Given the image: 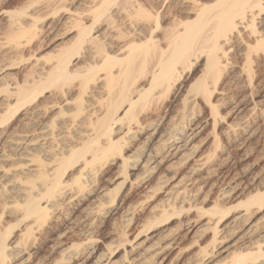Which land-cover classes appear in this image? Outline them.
Instances as JSON below:
<instances>
[{"label": "bare ground", "instance_id": "1", "mask_svg": "<svg viewBox=\"0 0 264 264\" xmlns=\"http://www.w3.org/2000/svg\"><path fill=\"white\" fill-rule=\"evenodd\" d=\"M25 2L0 264H264V0Z\"/></svg>", "mask_w": 264, "mask_h": 264}, {"label": "rangeland", "instance_id": "2", "mask_svg": "<svg viewBox=\"0 0 264 264\" xmlns=\"http://www.w3.org/2000/svg\"><path fill=\"white\" fill-rule=\"evenodd\" d=\"M6 1H7V0H6ZM6 1H5V2H4L3 0L0 1V8H1L0 10L2 11V13H1V11H0V15H1V16H0V17H1L0 20L3 22V25H1L2 23H1V21H0V32H1V33H0V38H1V36H3L2 39H0V42H4V41H5L4 39L6 38V34H5V33H6V32H5L6 29H5V26H4V19H3L4 16H5V14H6L7 12H12L13 10L15 11L16 7L21 8V7L23 6V5H21V4H23V2H25V1L30 2V1H32V0H30V1H29V0H25V1L22 0V3H21V4H20L21 1L18 2L19 0H8L7 2H6ZM9 1H10V2H9ZM15 1H16V2H15ZM1 2H2V3H1ZM11 2H12V3H11ZM14 2H15V3H14ZM3 3H5V4H3ZM2 4H3L4 7L2 6ZM25 4H26V2H25ZM18 5H19V6H18ZM2 8H3V9H2ZM4 8H5V9H4ZM18 8H17V9H18ZM7 9H8V10H7ZM12 9H13V10H12ZM4 10H5L6 13L4 12ZM3 13H5V14H3ZM2 15H3V16H2ZM1 26H4V28L1 27ZM2 28H3V29H2ZM3 31H4V32H3ZM2 34H3V35H2ZM2 40H4V41H2ZM256 140H257V141H255V142L252 143L254 146H255V144H257L256 147H257L258 144H260V143L263 144V143H262V140H258V139H256ZM258 141H259V142H258ZM257 142H258V143H257ZM253 145H252L251 147H252L253 149H255V147H254ZM252 148H251V149H252ZM257 151H258V150H257ZM257 151H255V154H253V158H255L256 155H257L258 153H259V154L261 153V152H259V151L257 152ZM262 152L264 153V151H262ZM259 154L257 155V157L261 156V154H260V155H259ZM262 155H263V154H262ZM259 158H260V157H259ZM182 242H183V240H182ZM185 243L187 244V241L184 240L183 244H185ZM47 250H48V248H46V249H45V248L42 249V250H41V256H44V257H45V256H47V255H45V254H48V255H49V250H48V251H47ZM46 251H47V252H46Z\"/></svg>", "mask_w": 264, "mask_h": 264}]
</instances>
